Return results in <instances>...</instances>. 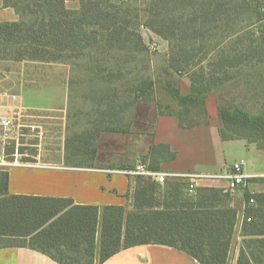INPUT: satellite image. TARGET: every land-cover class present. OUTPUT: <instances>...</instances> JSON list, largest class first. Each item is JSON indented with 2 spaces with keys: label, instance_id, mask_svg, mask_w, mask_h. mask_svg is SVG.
<instances>
[{
  "label": "trees",
  "instance_id": "trees-1",
  "mask_svg": "<svg viewBox=\"0 0 264 264\" xmlns=\"http://www.w3.org/2000/svg\"><path fill=\"white\" fill-rule=\"evenodd\" d=\"M70 2H77L79 7H70ZM246 2L150 0L146 26L170 41L169 67L181 74L198 65L192 72L188 93L182 94L170 79L162 84L186 110L190 106L205 107L209 92L231 77L229 67L262 59V52L249 46L248 53L223 54L218 63L203 66L213 47L209 41L215 30L225 20L224 26H231L229 18L239 13V4ZM124 4L117 0L3 2L4 7L16 11L19 19L0 22V60L64 63L70 72L82 69L90 74V93L98 105L99 119L95 123L89 120L94 125L67 135L64 161L68 166L94 167L100 134L126 132L122 122L130 101L122 98L151 101L160 83L141 73L131 79L129 71L121 70L122 63L115 59L124 53L129 55L125 62L137 61L148 50L138 16L132 17L130 6ZM197 48L205 49V54L199 57ZM197 57V65L192 64ZM81 82L82 78L71 77L68 84ZM220 114L226 122L252 128L236 136L222 129L223 140H264V111L252 114L233 103L231 108L222 107ZM150 156V163L141 162L161 171L162 162L174 160L177 153L169 143H159L152 146ZM132 166L135 164L109 169ZM133 178L134 209L126 211L118 204H77L71 197L10 194V173L0 170V248L29 246L60 264H100L124 248L156 243L179 248L202 264L228 263L239 213L232 192L218 185H198L191 191L189 183L181 179H167L161 184L150 176ZM241 235L237 264H264V192L246 197Z\"/></svg>",
  "mask_w": 264,
  "mask_h": 264
},
{
  "label": "rangeland",
  "instance_id": "rangeland-1",
  "mask_svg": "<svg viewBox=\"0 0 264 264\" xmlns=\"http://www.w3.org/2000/svg\"><path fill=\"white\" fill-rule=\"evenodd\" d=\"M117 1L130 6L132 17L138 16L140 31L148 50L141 54L137 61L125 62V58L129 55L124 53H120L115 59H119L122 63L121 70L129 71L127 75L131 79L141 73L160 83L157 84L154 99L151 101L132 102V99L128 97L122 98V100L130 101L122 122L126 132H102L96 142L97 156L92 162L94 167L87 168L106 169L108 176L121 173L107 169L112 166L136 164L140 160L150 163L152 146L169 143L171 149L176 151L177 157L172 161L162 162L161 166L166 171L191 169V171L216 175L227 171L235 162L243 160L246 172L262 174L264 172V140L254 142L241 139L223 140L220 135L222 129L236 136L243 132L247 134L252 128H245L235 121L226 122L220 110L222 107L231 108L233 103H237L252 114L264 111V0H247L246 4H239V13L229 18L228 22L231 26H224L227 23L226 20L221 23L223 26L215 30L216 35L209 41L213 47L203 61V66H207L210 62L218 63L223 54L232 55L243 50L248 53L249 46H256L257 50L262 52L260 55L262 59L245 61L229 67L228 73L231 77L209 92L205 107L190 106L187 110L167 94L162 84L170 79L182 94L188 93L191 88L192 72L198 67L196 63L206 50L204 49L205 52L201 51V48L195 50L199 52V57L192 62L197 65L195 68L190 67L181 74L175 72L169 67L170 41L146 26L150 0ZM77 4V2H70L68 5L74 7ZM235 22L236 25L233 26ZM199 45H201L200 42L197 43L198 47ZM0 65V83L4 86L0 91L9 90L17 95L21 85L17 81L22 78L24 71L25 76L27 73L29 77L37 79L38 86H46L45 83L53 85L55 82L59 85L60 82H69L71 77L84 80L69 87L66 112L58 115L56 122L54 121L57 125L48 126L53 131L52 140L58 151V159L62 155L65 156L68 134L71 136L73 132H81L98 121L99 114L96 110L98 105L95 104L90 93V74L85 70L69 72L70 67L64 63L10 61L2 62ZM209 68L212 69L213 66ZM117 71L118 68L115 72ZM48 75L51 76L50 82H47ZM214 75L218 76V73ZM47 120L45 118L49 125ZM89 120L94 123L88 122ZM259 131L256 130V132ZM124 176L129 177L126 174ZM132 179L135 180L133 177ZM263 182L264 177L261 175L252 177L246 187L232 192L233 199L239 198L245 201L249 193H256L258 189L264 190ZM212 184L221 186L226 183L214 178L199 181V185ZM162 192L163 190H160V196ZM126 195L127 201L123 206L126 211H130L134 209V195L130 196L129 193Z\"/></svg>",
  "mask_w": 264,
  "mask_h": 264
},
{
  "label": "crops",
  "instance_id": "crops-1",
  "mask_svg": "<svg viewBox=\"0 0 264 264\" xmlns=\"http://www.w3.org/2000/svg\"><path fill=\"white\" fill-rule=\"evenodd\" d=\"M3 2L4 0H0V22L18 20L19 16L16 11L12 7H4ZM77 7H79V4L74 6V8ZM10 61L15 63L37 62L28 60H0V63ZM24 72H22V78L17 81L21 84L18 90L21 103L27 108L35 111L36 114L47 117L46 119H48L47 122H49V126L57 125L54 121L56 122L59 114L67 110L69 96L68 82H60L59 85L57 82L53 83V85L45 83L46 86H38L37 84L39 83H37V79H35V77L34 79L29 77L27 73L25 76ZM47 77V82H50L51 76L48 75ZM2 88H4V86L0 83V90ZM54 152L55 155L52 159L51 167H11L7 169L10 173L9 193L71 197L77 204H94L100 207L106 204L125 205L127 201L126 194L129 193L130 196H133L135 191V180L132 179V177H125L122 173H113L108 176L105 171L106 169L68 166L64 161L63 155L58 159L57 149H55ZM107 170L110 169L108 168ZM186 171H191V169ZM247 174L250 176L262 175L248 172ZM256 191L264 192L263 189H258ZM233 203L238 207L239 213L227 264H237L243 242L241 225L244 219L245 201L236 198L233 199ZM99 252L100 231L98 232L97 239V257L99 256ZM0 264L60 263L49 255L29 246H13L0 248ZM100 264L202 263L179 248L150 243L124 248Z\"/></svg>",
  "mask_w": 264,
  "mask_h": 264
},
{
  "label": "built area",
  "instance_id": "built-area-1",
  "mask_svg": "<svg viewBox=\"0 0 264 264\" xmlns=\"http://www.w3.org/2000/svg\"><path fill=\"white\" fill-rule=\"evenodd\" d=\"M45 116L36 114L21 103L19 95L5 90L0 92V169L11 167H51L55 155L53 131L48 127ZM130 177L150 176L164 184L167 179H181L189 183L190 190L205 178L224 181L227 191L235 192L246 187L255 176L247 174L244 161H237L222 174H204L196 171L151 170L147 164L137 162L135 166L110 169ZM259 176V175H257ZM264 177V174L261 175ZM254 199H251L253 202ZM250 221L251 218L249 217Z\"/></svg>",
  "mask_w": 264,
  "mask_h": 264
}]
</instances>
